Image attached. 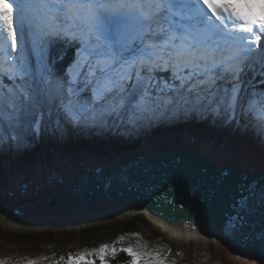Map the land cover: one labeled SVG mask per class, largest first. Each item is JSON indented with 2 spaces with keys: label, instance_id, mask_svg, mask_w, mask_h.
<instances>
[{
  "label": "snow or ice",
  "instance_id": "6c2138e0",
  "mask_svg": "<svg viewBox=\"0 0 264 264\" xmlns=\"http://www.w3.org/2000/svg\"><path fill=\"white\" fill-rule=\"evenodd\" d=\"M261 41L264 0H0V144L170 115L246 121L264 138ZM126 239L61 259L109 264L123 252L126 264H177L170 249L139 239L115 246Z\"/></svg>",
  "mask_w": 264,
  "mask_h": 264
},
{
  "label": "water",
  "instance_id": "95a60500",
  "mask_svg": "<svg viewBox=\"0 0 264 264\" xmlns=\"http://www.w3.org/2000/svg\"><path fill=\"white\" fill-rule=\"evenodd\" d=\"M165 137L163 140H159L163 138L160 137L156 140L143 141L141 144H152L148 146L145 144L146 147H144L142 155L135 151L131 155L124 156L122 154L109 161H99L90 157H77L62 160L58 165L51 166L50 169L41 168V170L34 171L29 176L15 174L16 177L11 178L14 185L13 190L0 189V214L4 216V214L9 213V210H5L3 205L11 204L12 207L18 205L29 209L31 206H26V203L33 206L38 203L37 201L41 196H46L48 193H52L51 197L53 198L55 196L59 204L65 207L64 210L69 211L77 205V208L81 209L87 200L80 197L84 195L81 192V187L84 186H92L93 191H97V199L105 198L110 202V204L109 202L95 204L92 202L91 205H88V208L93 210L105 209L109 205L108 210L94 214L93 218L117 214L116 212H123L126 209L117 206L119 203L114 200L117 197L116 193L119 186L115 188L113 196H104L103 193L108 190V187L105 186L108 179L114 181L119 173H124L127 176L126 180L130 183L129 188L133 191H131L132 198L141 200V203H139L140 210L145 206L152 215H159L160 219L171 224L178 222L181 217H191L192 219L182 220L177 226L190 223V228L185 227L190 230H185V233L190 232L191 234H189L193 236L209 237H213L216 234L214 230L221 225V214L227 213L228 220L235 222L236 227L243 232L253 235L264 250V186L257 187L248 183L246 173L238 168L239 161L244 160V155L226 154L227 156H225V153L218 147L209 142H204L203 139L193 133L183 130L167 134ZM226 157H229L228 162L230 165L223 167L220 162ZM245 158L252 167L244 168V170L249 171L251 174H259L261 181L264 182V167L247 157ZM143 163L146 164L144 171L156 178L159 184V192L150 196L154 201H151L146 195L141 197L138 194L144 190V187H139ZM111 165H115L112 171L109 168ZM89 166H93L97 172ZM87 168L89 169L86 170ZM89 170H92L93 174L89 173ZM100 170L102 171L100 172ZM59 172L66 175L75 174L76 172L84 173L83 175H77L80 177L87 175L82 183L76 185L78 195H72L74 191L68 184L59 185L56 190L47 187L55 179L59 181L57 179ZM151 176H149L150 179L145 181L146 184H153ZM101 183H103V187ZM117 184L119 185V183ZM63 188L65 192H62ZM108 195L111 194L108 193ZM123 196L124 193L121 192L120 198ZM142 201L147 203L142 204ZM27 208L22 214L9 215V217L12 220L24 222L25 217L28 215ZM14 211L17 213L18 209ZM29 211L33 216H38L37 208H30ZM152 218L150 217L151 220H153ZM57 219L59 220V218H47L39 219V221L45 222ZM32 220L31 223L34 222ZM165 230L172 231L167 227H165Z\"/></svg>",
  "mask_w": 264,
  "mask_h": 264
},
{
  "label": "rangeland",
  "instance_id": "374dc122",
  "mask_svg": "<svg viewBox=\"0 0 264 264\" xmlns=\"http://www.w3.org/2000/svg\"><path fill=\"white\" fill-rule=\"evenodd\" d=\"M236 8L247 11L243 4H237ZM252 11L259 15L261 4L253 3ZM262 42L261 46L264 47ZM171 120L173 124L166 129L160 127ZM245 125L246 121H241L239 126H229L211 117L170 115L166 119L158 117L133 128L130 125V127L120 125L79 131L69 127L62 136L58 133L53 134L49 129L35 136L29 144L20 149L14 144L11 146L7 143L0 144V189L11 190L9 187L12 175L28 174L41 154L48 163L56 159V151H61L68 159L85 156L99 161H109L120 154L133 151L145 140H152L175 130L188 129L203 140L214 138L218 141L219 138L216 136L230 139L233 143L241 140L242 144L252 146L253 150L264 147V138H259L251 127ZM233 154L240 153L227 155ZM41 223L43 224L38 226L34 223H18L0 214V259L21 261L24 264L25 258L37 260L40 256H46L48 259L40 261V264H63L61 258L66 260L69 254L75 255L86 249L98 248L101 244H113L121 235H127L129 239L123 244H116L117 248L127 246L129 243L135 244L139 239L140 242H147L150 248L156 246L164 248L165 255L170 249L171 257L176 259L177 264H249L244 259L230 255L231 251L220 240L219 243L209 238L197 240L179 234L171 236L172 233L167 232L148 215L131 210L90 218L86 223L79 220H53ZM133 233H138L139 237L132 236ZM177 253L181 255L177 256Z\"/></svg>",
  "mask_w": 264,
  "mask_h": 264
},
{
  "label": "bare ground",
  "instance_id": "6f19581e",
  "mask_svg": "<svg viewBox=\"0 0 264 264\" xmlns=\"http://www.w3.org/2000/svg\"><path fill=\"white\" fill-rule=\"evenodd\" d=\"M178 131L179 130H175V131H172V132H169L166 134H162V135L157 136L156 138L163 137V138L159 139V140H161V139L163 140L164 138H166L165 136L167 134H173V133L178 132ZM183 131L193 133L188 129H185ZM216 137L219 138L218 141L214 140V138L211 140L208 139L209 143L218 147L223 153H225L224 154L225 156H227L226 154H230V153L231 154L232 153H240V154L244 155L245 157L249 158L251 161L258 163L264 167V163H261V162H264V151H263L264 147L263 146L257 147L258 148L257 150H253L252 146L242 144L240 142L241 140L240 141H234V143H233L232 140H230V139H225V138H222L221 136H216ZM156 138H155V140H156ZM208 140L205 139L203 141L208 142ZM145 144H147V143L141 144L140 146H138L136 149H134L131 152L124 153V156L131 155L135 151H137L136 153H139L142 155V153L144 152V147H146ZM150 144H152V143H150ZM150 144H147V146ZM253 151L255 153H253ZM66 156H68V155H66ZM244 156H243L244 160L242 162L239 161L238 168H240L242 171H244L246 173V177H247L246 179H247L248 183H250L251 185H255L257 187L258 186H264V182L261 181V176L259 174H257L258 175L257 176L256 174H251L249 171L244 170V168L248 169V168L252 167L250 162ZM55 157H56V159L52 162V164H50V163L45 161V158H44V156H42V154L39 155V157L36 159V161L34 163V166L32 167V170L28 174L26 173L24 175L29 176L34 171L41 170V168L50 169L51 166H56L62 160L68 159L62 155L61 151H56ZM80 157H85V156H80ZM252 157H254L255 159H257L261 162L253 159ZM228 158L229 157H226V158L222 159V161L220 162V164L223 167H227L230 165V163L228 162L229 161ZM242 163L244 164V166ZM108 164H114V163H108ZM27 167H30V166H27ZM89 167L92 168L93 170H95L93 166H89ZM114 167H115V165L109 166L111 171ZM145 168H146V164L143 163V168H142L143 171L141 173V179H140V173H139V179H140L139 187H144V190L139 192L138 194L141 197L146 195L150 198L151 201H154V199L150 196L157 194V192H159V190H158L159 184H158L156 178H154L153 176L149 175V173L144 171ZM88 169L89 168H87L86 170H88ZM105 170H107V168H105ZM101 171L102 170H100V172ZM89 173L93 174V171L89 170ZM83 174L84 173H77L76 172L75 174H67L66 175L63 172H61V173L59 172V175L57 176V179H59V181L55 179L52 182V184L47 185V187H50L51 189L56 190V188L59 185L63 186L64 184H68L72 188V190L74 191L72 195L73 196L78 195V193H76L77 192L76 185H77V183H82V181L85 178H87V175H84L81 177L77 176V175H83ZM17 175H20V174L17 173ZM149 176L152 177V183H153L152 185L145 183V181L150 179ZM12 177L14 179L16 177V175H12ZM126 177L127 176L124 173H119V176H117L114 181H111L108 179L106 181L107 185H105L108 187L107 188L108 190L106 193H103L104 196H113L115 193V188L117 186H119V190L116 193L117 197L114 198V200H116L119 203V204H117V206L126 208L125 210H123L124 212H126L127 210H131V211L138 212V213H144V214L148 215L149 218L153 217L152 219L155 220L154 222H156L157 224H159L160 226H162L164 228L167 227L173 231V232L171 231L172 232V234H170L171 236H176L177 234H179V235H184V237H190V238L192 237V238L197 239V240L209 238V239L214 240L215 242L217 241L220 243V241H221V243L227 249H229V251L233 252V253L230 252L229 253L230 255L236 256L237 258L244 259L247 262H249V264H264V250L262 249L263 246L258 244V242L256 241L257 239L253 235H250L247 232H243L240 228L236 227L237 224L235 222H233L232 220L229 221L227 213L221 214V217H222V220L220 221L221 225L218 226L216 228V230H214L215 228L212 229V230H214V232H216V234L213 235V237H209V236L203 237V236L190 235L191 234L190 232H187V233L184 232L185 230H190V229H186V228H190V223L185 224V225H179V226H177V224H180L182 220L192 219L191 217H188V216L181 217L178 222H176L175 224H171L167 221L160 219L159 215L158 216L152 215L150 213V211L145 206H144V208H142L140 210L141 206L139 205V203H141V200L136 199V198H132V195H131L132 189L129 188L130 183L128 182V180H126ZM8 180H10V178H8ZM17 180H18V178L16 179V181ZM117 183H119V185ZM101 185L103 187V183H101ZM10 186L11 187H9V189L13 190L14 185L12 184L11 180H10ZM11 190H9V191H11ZM62 192H65L64 188L62 189ZM81 192L84 195L83 196L79 195V196L83 197L84 199H87L86 202L83 204L81 209H78L77 208L78 205H77L69 211L64 210L65 207H62L61 204H59V201H57L55 196L53 198V197H51L52 193H48L46 196H43V197L41 196L40 199L37 201L38 203H35L33 206H32V204L26 203V206H28V205L31 206L30 208H37V211H36L37 215H38L37 217L33 216L30 213V211H29L30 208L28 209L27 207L18 206V205H15L14 207H12L11 204L3 205L5 210H7V209L9 210V213L7 215H5V214L4 215L7 217H9V215L14 216L15 214L20 215L25 211V208H27L28 215L26 217L24 215V217H25L24 222H19V221H16L14 219L13 220L15 222H18V223L29 224V223H31V220L33 219L34 222H32V223H34V225L38 226V225L43 224L39 221V219H47V218H59V220L57 219L58 221H78L79 220L80 222L86 223L89 219H85V218H87V217L90 218L94 214H97V213H100L104 210L109 209V205L107 208L101 209V210H97V209L93 210V209L88 208V205H91L92 202H93V204L98 203V202L99 203L109 202L105 198L97 199L98 198L97 197V191H93L92 186L91 187H85V186L81 187ZM121 192L124 193V196L122 198H120ZM108 193H110L111 195H108ZM97 200H99V201H97ZM143 201H142V204L147 203L146 201L143 203ZM109 204H110V202H109ZM100 208H101V206H100ZM138 208H139V210H138ZM15 209H18L17 213L14 211ZM118 212H120V211H118ZM118 212H116V213L119 214ZM158 222H160L162 225ZM167 232H169V231H167ZM174 234H176V235H174ZM254 261H257V262H254Z\"/></svg>",
  "mask_w": 264,
  "mask_h": 264
},
{
  "label": "trees",
  "instance_id": "16d2710c",
  "mask_svg": "<svg viewBox=\"0 0 264 264\" xmlns=\"http://www.w3.org/2000/svg\"><path fill=\"white\" fill-rule=\"evenodd\" d=\"M239 5H242V4H239ZM263 45H264V41H263ZM72 57H73L72 49H69L67 52L66 59H64L63 62L59 65L61 70H63L70 63V61L72 60ZM162 75H166V73ZM171 124H173V120H171L170 123H164L160 127L166 129ZM130 126L131 128H133L135 125H130ZM107 259L109 260V264H126V261L129 260L130 257H128L126 253L118 252L115 257L108 256ZM23 262L24 264H26V261L24 259H23ZM96 264H100L99 260H97Z\"/></svg>",
  "mask_w": 264,
  "mask_h": 264
}]
</instances>
